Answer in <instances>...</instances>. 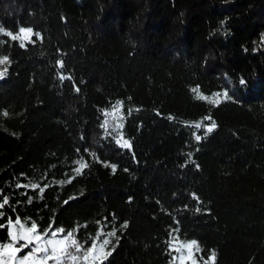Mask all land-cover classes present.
I'll list each match as a JSON object with an SVG mask.
<instances>
[{"label":"trees","instance_id":"trees-1","mask_svg":"<svg viewBox=\"0 0 264 264\" xmlns=\"http://www.w3.org/2000/svg\"><path fill=\"white\" fill-rule=\"evenodd\" d=\"M0 26L33 29L25 47L0 32V224L87 247L127 222L103 264H175L172 236L264 264V0H0ZM118 101L130 149L104 128Z\"/></svg>","mask_w":264,"mask_h":264},{"label":"snow or ice","instance_id":"snow-or-ice-1","mask_svg":"<svg viewBox=\"0 0 264 264\" xmlns=\"http://www.w3.org/2000/svg\"><path fill=\"white\" fill-rule=\"evenodd\" d=\"M0 32L4 35L11 38L12 41H20V47H25L23 42L24 39H28L31 43V37L33 35V29L31 27L24 28L20 27L18 29V34H14L11 31H6L3 26H0ZM36 36H39V33H35ZM11 61L8 56H0V66L10 65ZM60 66L63 67V62H59ZM7 67L0 70V79H2L7 72ZM61 79L71 80L72 78L63 77ZM245 81L241 80V84H244ZM75 91L79 92V88L75 87ZM191 92L195 94L196 100H204L209 104L214 106H219L223 100H230L232 97L229 95L228 91L217 92L209 95H202L199 86L193 87ZM122 107V102H117L113 105V113L119 111ZM130 111V110H129ZM108 113H105L107 115ZM6 116L7 113H4ZM206 120L211 119L206 117ZM107 122H105L106 124ZM197 129L202 127V124L197 123L195 125ZM217 127L214 121L210 125L206 126L205 134L211 133ZM201 136L197 135L196 140L200 141ZM116 144L121 148L132 147L129 140L125 139L123 136L120 139L116 140ZM95 156V153H92ZM79 165L73 171L75 175H81L82 170L86 169L89 165L85 162L78 161ZM105 167H111L112 171L115 172L116 166L109 165L105 163ZM75 175L68 179L66 182L71 183V179L75 178ZM61 184L65 181H61ZM19 187H24V185H19ZM39 187V185H32V188ZM43 189H41V193ZM83 195V192H81ZM77 197L73 196L69 199H76ZM198 199V197H197ZM68 200L63 201L64 204H68ZM9 204V199L7 197L0 196V209H4L5 205ZM197 212L201 211L200 208L196 209ZM5 213L0 211V217H3ZM27 221L21 220L17 217L15 221L11 217L8 218L6 223L0 224V228L8 227V242H0V264H103V261L107 259L108 256L112 255V252L115 251V243L111 239H101V236H108L115 239L116 243L119 242V236L117 231H122L123 229L128 228L127 222H124L120 225V228L117 231H109L107 233L103 232L101 229L99 236L93 237V242L85 247V244L79 241L76 237V230L68 231L65 234V229L61 227L51 228L44 230L42 233L38 231L37 225L33 222L30 226L26 227ZM175 231V230H174ZM51 234V238L49 237ZM62 237V238H58ZM178 242V244H177ZM171 251L175 252L177 255L173 256V260H179L182 262L185 260H190L191 264H216V252L212 250L208 257L200 256L197 258L196 254L201 252V248L197 241H181L179 237L172 236L168 242ZM111 245V248H109ZM25 249H29L24 255L19 256L18 254L23 252Z\"/></svg>","mask_w":264,"mask_h":264},{"label":"rangeland","instance_id":"rangeland-1","mask_svg":"<svg viewBox=\"0 0 264 264\" xmlns=\"http://www.w3.org/2000/svg\"><path fill=\"white\" fill-rule=\"evenodd\" d=\"M28 39H24L23 42H27ZM113 108L106 112L108 113L107 115L104 116V128L105 130L110 133L111 135H113L115 137L116 140L120 139V137L122 136L121 130H122V126H123V121H124V113H123V106L121 107V109L117 112H115V114L113 113ZM105 122H107L105 124ZM29 225H26V227ZM51 238V234L49 233V237ZM58 238H62V237H58ZM108 239V238H106ZM178 244V242H177ZM29 249H25L23 252L19 253V256L24 255L25 252H27ZM173 252V251H172ZM174 256L177 255L175 252H173ZM175 264H182L181 261L179 260H174ZM183 264H191L190 260H185L183 262Z\"/></svg>","mask_w":264,"mask_h":264}]
</instances>
